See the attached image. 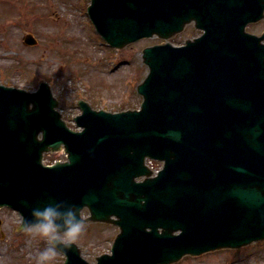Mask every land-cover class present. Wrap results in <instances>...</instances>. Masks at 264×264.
Listing matches in <instances>:
<instances>
[{"label":"water","instance_id":"water-1","mask_svg":"<svg viewBox=\"0 0 264 264\" xmlns=\"http://www.w3.org/2000/svg\"><path fill=\"white\" fill-rule=\"evenodd\" d=\"M87 12L118 50L192 22L204 33L144 48L139 110L80 100V132L62 121L47 82L34 92L0 85V208L20 214L19 231L48 205L117 226L96 264H176L263 241L264 31L245 28L264 19V0H91ZM61 150L67 161L42 164ZM146 158L162 162L154 177ZM60 252L63 264H89L74 242Z\"/></svg>","mask_w":264,"mask_h":264},{"label":"rangeland","instance_id":"rangeland-1","mask_svg":"<svg viewBox=\"0 0 264 264\" xmlns=\"http://www.w3.org/2000/svg\"><path fill=\"white\" fill-rule=\"evenodd\" d=\"M89 4L90 0H0V85L34 91L46 81L66 117L77 113L79 100H85L94 110L112 113L138 109L142 98L136 86L147 74L142 50L163 41L153 37L120 50L110 48L89 22ZM263 30L264 23L246 28L254 35ZM27 34L36 39V45L23 44ZM200 34L190 24L168 42L180 46ZM44 158L45 163H51L64 161L65 156L49 153ZM20 222L17 213L0 210V264H35L37 251L46 246L39 236L17 231ZM117 233L112 225L84 224L74 242L82 258L95 264L96 257L109 253ZM63 261L60 253L51 264ZM176 264H264V241L238 250L184 257Z\"/></svg>","mask_w":264,"mask_h":264},{"label":"clouds","instance_id":"clouds-1","mask_svg":"<svg viewBox=\"0 0 264 264\" xmlns=\"http://www.w3.org/2000/svg\"><path fill=\"white\" fill-rule=\"evenodd\" d=\"M32 221L24 220L23 229L39 236L46 246L39 249L35 255V264H51L60 254L61 248H69L84 230V221L77 218L76 212L69 208L61 213L52 205L42 210L33 208ZM63 216V223H57V218ZM62 229V230H61Z\"/></svg>","mask_w":264,"mask_h":264},{"label":"flooded vegetation","instance_id":"flooded-vegetation-1","mask_svg":"<svg viewBox=\"0 0 264 264\" xmlns=\"http://www.w3.org/2000/svg\"><path fill=\"white\" fill-rule=\"evenodd\" d=\"M260 23H264V20H262V21L258 22V25H259ZM251 25H252V24H251Z\"/></svg>","mask_w":264,"mask_h":264}]
</instances>
